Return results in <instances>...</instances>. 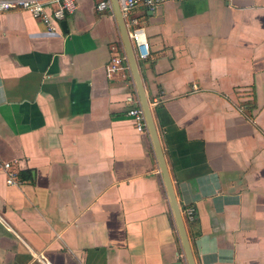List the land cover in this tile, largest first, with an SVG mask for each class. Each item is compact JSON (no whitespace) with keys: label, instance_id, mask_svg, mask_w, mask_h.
<instances>
[{"label":"crops","instance_id":"0c3cea01","mask_svg":"<svg viewBox=\"0 0 264 264\" xmlns=\"http://www.w3.org/2000/svg\"><path fill=\"white\" fill-rule=\"evenodd\" d=\"M98 2L77 0L53 31L25 10L0 14V157L21 180L0 168V264H188L151 133L128 114L131 66L108 69L116 15ZM133 15L180 211L196 209L195 263L264 264V0Z\"/></svg>","mask_w":264,"mask_h":264},{"label":"built area","instance_id":"2783aa9c","mask_svg":"<svg viewBox=\"0 0 264 264\" xmlns=\"http://www.w3.org/2000/svg\"><path fill=\"white\" fill-rule=\"evenodd\" d=\"M171 1L178 0H118L137 61L147 58L149 46L144 29L139 26L138 19L133 15L134 12L141 5L155 8L162 3ZM76 7L77 0H0V14L12 10L28 11L35 18L43 21L50 31L55 29L57 21L62 20L66 13H72ZM97 9L99 11H109L115 15L112 0H99ZM113 49H116L115 46ZM120 50L113 57L108 67L110 72L124 68V63L130 69V63L122 40ZM156 102L154 101L153 104H156ZM128 114L132 117L139 131L149 132L147 118L139 99L136 105L130 107ZM0 168L4 170L7 176L8 184L17 185L21 183L17 171L13 169V162L2 160L0 157ZM181 215L185 223H192L197 218L195 207L190 205L185 206L181 210ZM182 255L186 258L185 251Z\"/></svg>","mask_w":264,"mask_h":264},{"label":"water","instance_id":"95a60500","mask_svg":"<svg viewBox=\"0 0 264 264\" xmlns=\"http://www.w3.org/2000/svg\"><path fill=\"white\" fill-rule=\"evenodd\" d=\"M112 2H113L114 11H115L116 19L118 22V26L120 29V33H121V38H122V41H123V44H124V47H125V50H126V53L128 56V60H129V63H130V66H131V69H132V72H133V75H134V78L136 81V86H137L138 93L140 96L141 104H142V107L144 109V112H145V115L147 118L148 128H149V131L151 133L152 140H153V143H154V146L156 149V153H157V156L159 159L161 172L163 175L164 183L166 185V189H167L168 196H169V199L171 202V206H172V209H173V212L175 215V219H176V223H177V226L179 229V233H180V236L182 239L186 258H187L188 264H196L195 259H194V255H193V252H192V249L190 246V242L188 239L186 225H185V222H184L183 217L181 215L180 206H179L178 200L176 198L174 187H173L170 175H169L168 167L166 165V161L164 158L162 147H161V144L159 141L158 133H157L155 122H154L153 115H152V110L150 107V103H149V100L146 96L143 81H142L141 76H140L138 61L136 59L135 53H134L133 48H132V44H131V41L129 38L128 29H127L126 24H125L124 16H123L122 11L120 9L118 0H112ZM61 24L63 27L66 26L65 21H61Z\"/></svg>","mask_w":264,"mask_h":264}]
</instances>
